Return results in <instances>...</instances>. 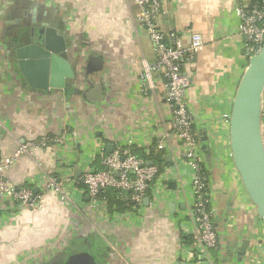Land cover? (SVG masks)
Returning a JSON list of instances; mask_svg holds the SVG:
<instances>
[{"label": "crops", "instance_id": "0c3cea01", "mask_svg": "<svg viewBox=\"0 0 264 264\" xmlns=\"http://www.w3.org/2000/svg\"><path fill=\"white\" fill-rule=\"evenodd\" d=\"M236 3L165 0L158 23L185 43L191 32L204 37L183 72L213 195L219 244L212 254L218 264H264V221L234 164L225 116L249 60ZM140 11L134 0H0V163L21 142L46 143L0 172L18 188L46 192L38 210L0 200V264H62L69 250H88L96 264H195L189 255L192 188L184 166L156 181L139 211L110 212L104 200L80 188L86 169H104L102 156L119 146L161 169L184 158L163 76L152 71L146 77L156 53ZM35 38L66 64L49 66L46 80L36 71L31 84L17 49ZM66 177L76 196L62 203L48 182Z\"/></svg>", "mask_w": 264, "mask_h": 264}, {"label": "built area", "instance_id": "2783aa9c", "mask_svg": "<svg viewBox=\"0 0 264 264\" xmlns=\"http://www.w3.org/2000/svg\"><path fill=\"white\" fill-rule=\"evenodd\" d=\"M164 1L134 0L141 7L139 22L148 30L156 53L155 63L146 66V77L151 79L152 71H160L163 76L165 99L172 113L175 130L182 142L184 158L175 157L172 165L161 169L157 164H149L132 150V147L119 146L112 153L102 156L104 169H86L80 180V188L93 200L101 191L115 189L121 197L134 201L136 211H139L143 207L147 191H154L155 182L162 181L174 173L173 171H180L184 166L187 168L192 188L188 214L195 228L193 251L189 255L195 264H218L212 254V250L219 244V235L214 224L211 183L201 160V145L187 99L190 79L183 72L184 65L191 62L204 45V37L198 32H191L189 43H185L180 33H166L162 30L158 17ZM235 12L239 18V33L244 42L245 54L249 59L264 45V0H237ZM225 116L230 119L229 114ZM45 144L40 140L19 143L13 157L0 163V172L9 167L17 157L22 154L31 155ZM163 147L164 145H159V148ZM71 182L73 180L66 177L61 180H49L48 186L62 203H67L76 196L71 190ZM45 197L46 192H36L33 187L18 188L0 176V200L11 198L26 209L38 210L42 208ZM260 236L262 237V234Z\"/></svg>", "mask_w": 264, "mask_h": 264}, {"label": "water", "instance_id": "95a60500", "mask_svg": "<svg viewBox=\"0 0 264 264\" xmlns=\"http://www.w3.org/2000/svg\"><path fill=\"white\" fill-rule=\"evenodd\" d=\"M17 56L20 68L31 84L34 83L36 71H39L41 79L46 80L49 66L52 65L55 69L66 64L60 55L51 52L47 45L39 42L37 38L19 47ZM263 105L264 45L248 60L236 89L230 114V144L234 164L259 217L264 221ZM248 244V241H245L240 247L237 252L238 260H242L245 256ZM62 264H96V262L88 250H69Z\"/></svg>", "mask_w": 264, "mask_h": 264}, {"label": "trees", "instance_id": "16d2710c", "mask_svg": "<svg viewBox=\"0 0 264 264\" xmlns=\"http://www.w3.org/2000/svg\"><path fill=\"white\" fill-rule=\"evenodd\" d=\"M139 156L140 154L137 153ZM142 157V156H140ZM144 158V157H142ZM157 158V157H155ZM145 159V158H144ZM165 160L164 158H162ZM161 168V167H160ZM206 175L208 176L206 170ZM151 189H149L147 192L149 193ZM127 196V195H126ZM96 201H105L106 205L108 206V210L110 212H124V211H135L137 210L136 203L130 198H126L125 201L120 200V193L119 191H116L115 189H106L100 192L97 198H95Z\"/></svg>", "mask_w": 264, "mask_h": 264}]
</instances>
